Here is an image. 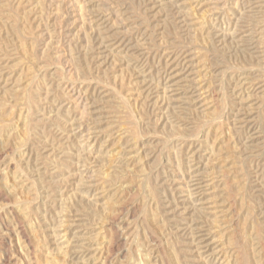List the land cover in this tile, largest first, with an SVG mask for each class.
<instances>
[{
  "label": "rangeland",
  "instance_id": "obj_1",
  "mask_svg": "<svg viewBox=\"0 0 264 264\" xmlns=\"http://www.w3.org/2000/svg\"><path fill=\"white\" fill-rule=\"evenodd\" d=\"M18 1L20 2L21 0H3V1L1 0L2 3L8 4V6H5L3 8L4 11H2V12L4 14H8V16L11 18L13 15L18 14L16 9H15L17 4L19 3ZM38 1H40V0H27V1L25 0L24 6L27 8H31V7L35 6V4ZM91 1L92 2H90V0L89 1L88 0H41L40 1L41 6L39 7V9L37 11L40 13H35L34 16H31L29 19H26V21L23 22L24 24L22 22H19L20 26L23 27V31H24L23 35L15 34L11 29H8V28L2 29V35L4 34L3 36L8 38L6 41H4L2 43L3 47H4V50H3L4 54L2 53L0 56V61H2L4 63V65L2 64V66H1V68L3 69L2 73L5 77L3 80L7 79L9 81V83L11 84L10 86H12V87L14 86V88L17 87L16 89L23 88L26 84L28 85V83L31 80L28 81L27 77H26V79L21 81V83L18 82L15 86V83H13L14 82L13 80L17 76H15L14 78H13V76L15 73H16V75H19V73H21L23 70L26 71L28 68H30V69L32 68L31 71L33 74L31 76L35 75L36 78L34 77L35 79L31 81V84H30L31 87L29 90L30 91L37 90L36 96L38 97V99H41L42 101L37 100L38 102H36V106H34V108H33L32 103L27 102V100L25 101V99L22 100L20 98H16L14 95H8V96H2V94L0 95V105L3 104V106L1 105V107H0L1 108V110H0V127H3V126L5 127V130L0 133V135H1L0 136L1 137L0 138V145L3 144V145H1V148H0L2 150V151L0 150V153L2 154V155H0V160L3 162V163L0 162V189H1V191H0V255H2L3 251H5L6 249H9L11 251L10 252L11 257H14L16 255V253H15L16 247H17L16 243L18 240H20V238H21L20 235H19L20 238L17 237L18 235L16 237H8V239H4L2 237L3 233L6 231V229H8L7 227H9V225L11 227L13 226L12 228H14V227L15 228L16 227L17 228H23L24 227V229L27 231L28 234H30L28 231L30 225H33L34 229L36 227V230H38V232H36L37 235H35V233L33 235H29V238H28L29 240L26 238H25V240H24V238H21V239H23L24 242L29 243L30 251L34 250L32 248H34L33 245H35L37 243V240H41V241H38L41 243H43V241H45V238L43 237L42 232H40V229H37V227L39 228L43 223V219L41 218L42 215L44 213H47L46 215L49 219L50 218L52 219V217L54 219L53 215L55 212L51 211V208H50L52 204H55L52 200L59 198V197H57L58 193H60L61 196H63V198L67 197V196L69 198L70 195H72L74 192V189H73L74 187L72 185L74 180L71 179L70 181H67V180L63 181V179H65V177L68 176L69 173L72 174L78 168L81 170L86 169V166H84L83 161H80V165H79V162H77L78 159L73 157V155L78 153L77 150H79L78 141H76L79 139V137H77V138H75L76 136L74 137V134H73L74 132H72L70 130L71 129V123L73 122V120L76 121V119H77L80 122L82 121V123L84 122L83 128L87 129V127H91L92 125H93L92 127H95L96 123H94V120L95 121L100 120V124H98L97 126H99L100 128L103 127L102 129H105L106 127H110V130H111L110 133H112V131H113V134L115 133L113 135V137H115V138H117V137L119 138L118 131L130 128L129 130L134 131V135L136 136L137 142H139L140 146H142L139 149H138L139 145L137 147V149L139 151V157L141 160L140 161L141 165L139 164L140 167L138 166V164L136 165V164L128 162L127 164L129 166L127 164H124V168H120V169H124V171H122V172H124V174H126V176L117 185H119L121 183L124 186H127V188L124 190V192L120 195V198H119L120 205L118 207H116V208L120 207L122 209L113 211V213H115V215L117 217L116 218L114 217L113 219H109L108 222H106L102 227L103 228L102 236H105L107 240L109 239L113 242L112 252H111V256H110V260H109L108 264L109 263L110 264H143V263L144 264H174L175 262H177L175 264H184V260H185L184 258L185 257L183 255H185V253H182L181 245L180 246L178 244H177V246L174 245L175 244L174 239L176 238L175 235L174 234H172V235L168 234L169 233L168 227H170L171 224H169V225L166 223L164 224V219L166 218V215H167V217H168V215H170V214H166V215L163 214L164 206L167 204L166 201L175 196L178 198V200H177L178 202H176V203H182V201L184 199L182 197V195L186 194V193H177L175 195V191L173 190L174 189L173 187H175V186H173V185L176 183L174 182V180L172 183L171 178H173L174 175H177L178 177L181 175L182 171L186 168V164L185 165H182V164L184 161H186L187 152L191 151L193 148H195L194 150L199 148L198 146H200L204 140V134L209 129H211L213 127L216 128V126L217 127L219 126L221 133L224 131L221 136L222 137L224 136L223 138L226 139V142H228L232 146L233 145L234 146L236 145V147L240 146L239 155L241 153L243 154V150H244V148H242L243 143L240 141L245 142L246 139H243L244 137L242 136V133L240 134V132H239L240 130L237 131L238 129H236L237 127L240 128L242 125L233 123V121H234L233 114H235L237 112V110L239 109V106H238L239 101H236L237 98H235L233 96V88L236 87L235 84L238 82L237 79H239L243 76L250 77L248 82H251L254 85L252 88L245 91V92H251L250 94L253 93L251 98H248L247 101L245 100L246 101L245 106H249L250 108L249 107H247V108L252 109V114H251L252 116L248 119H249L251 126L253 125L252 128L254 129L252 131L253 133H250V134H252L251 135L252 140L250 141V143L248 142L249 146L250 145L252 146V147L250 146L251 147V149H250L251 155H250V153H246L247 155H249V157L251 156L250 160L248 159V164H250V166H251V162L255 161L252 163V166L259 168V169H264V156H263L264 155V136H263L264 135V66H263L264 65V44H263L264 43V0H185V1L181 0V1H179L178 2L179 5H182L183 3H188L187 7L188 8L190 7L191 11L194 13V15L191 16V18L189 19L191 21V19L193 18L192 19L193 22H190V23L191 24L193 23L194 28H195L194 23H196V22L199 23L200 21H203L204 23H207L206 25L204 24L206 26V29L208 28L206 30V32L203 35H200L197 38L198 40L195 39V41H193V42H192V40H193L192 38H194V37H192V36L194 34H191V38H190V36L189 37L187 36L188 31L184 30L183 27L182 28L180 27L177 20H175L176 19L174 17L175 15L173 14V11H171V9H169V11L166 12L167 16L164 14V12L163 13L157 12L158 11L157 9H159L158 7H160V5H162L161 3H163V5L168 4L165 2H168V1L170 2L171 0H155V2H150V3H149V1L146 2L145 0H91ZM160 1H161V3H160ZM202 1H204V2H202ZM156 2H159V3H156ZM180 3H182V4H180ZM224 3H226V4H224ZM59 4H61V5H59ZM138 6H139V8H138ZM82 7L84 9H86L88 7L89 9L87 8L85 11ZM142 7H145L146 10ZM150 7H153V8L151 9ZM81 9H83L84 12H82ZM105 9L107 11H105ZM193 9H194V11H193ZM203 9H204V12H203ZM110 10L115 12L116 14L117 13L118 14L116 15L114 13L113 18L110 21L106 22L108 25L107 24H105V25L110 26V24L112 25V21L113 22H114V20L117 21L115 25L110 26L112 28L115 26V28H113V29L111 28V29L114 32L116 30H117L116 32H119L117 34V37L121 36V35L122 36L125 35V36H128L130 39H132V41H135V39L137 41L142 37V31H146V33L148 32L147 33L148 37L146 36L147 38L145 39V41L142 40L145 43V46L143 48H141L142 51L144 49H146V50H144L146 53H147V51L150 52L152 55H150L149 57L153 58V59L152 58L148 59L147 63L145 64L146 65L145 68H147L146 72L151 70V73H152L148 78V83L146 86L145 85L142 86L143 84H140V83L137 84L136 83V81L138 80L135 78L136 74L134 76H132L129 73V70L126 71V68H125L126 66H125L124 62H115V63L112 62V60H113L112 55H115L116 54L115 52H117V53L121 52L119 54H125V51H123L124 49L121 50L123 48V46H121L122 47L121 48V47H119L118 44H115L114 46L110 45L109 49L112 50L114 53L112 55H110L111 58L108 56L107 60H105L106 57H104V56L106 55V52L108 53L107 50H109V49H107L106 51H104V49L98 50L97 45H96V47H97L96 50L93 49V46H94V44L92 42L93 40L89 38L91 36V34L88 32V31H90L89 28L87 29V27L92 26V25L91 24L87 25V23L94 19V18L93 19H91V18L96 16L95 13H98V11H105V13L107 14L108 12H110ZM241 11H243V12H241ZM12 12H14V13H12ZM51 12H52V14H51ZM153 13H155V14L157 13V14L156 15L154 14L155 15L154 16ZM49 14H51V15H49ZM91 14L94 16H92ZM36 16H38V17L35 18ZM152 16H154V17H152ZM157 17H159V18H157ZM165 18L168 19V23H167L166 27L164 28L163 20ZM119 19H121V20H119ZM158 19H159V21H158ZM230 20H231V22H230ZM224 22H226V23H224ZM156 24H157V26H156ZM158 27H161V28L159 29ZM157 28H158V31H157ZM184 28H186V27H184ZM191 28H193V27H191ZM244 30L249 31L251 34L253 33L252 34L253 43L252 42L249 43L248 41H242L241 42L242 35L246 34V33L244 34ZM161 31H163V32L161 33ZM210 32H212V33H210ZM226 32L229 34L227 35ZM232 32H233V35L231 34ZM207 33H209V35ZM223 33L224 34L226 33L225 34L226 36ZM10 34H11V36H10ZM88 34H90V35H88ZM38 35H40V36H38ZM205 35H207V38L209 37L208 38L209 40L205 37ZM211 35H212V37H211ZM154 36H155V38H153ZM42 37H43V39H42ZM164 38L167 40H165ZM13 39H14V42L12 41ZM33 41H35V44H33ZM162 41H163V43H162ZM20 42L23 44H26L28 46V49H30L27 51L28 53L21 52V49L19 48V45H18V44H21ZM75 42H76V44H74ZM259 42H261V43H259ZM4 43H5L7 48L5 47ZM169 44H171V45H169ZM226 44H228V45H226ZM249 45H251V46H249ZM32 46H33V48L31 49L30 47H32ZM168 46H170V47H168ZM158 47H159V49H158ZM181 47L183 50L187 49L186 51H189V52H185V55H188L189 53L195 54V55L198 52L201 53L200 55L197 54L196 56H193V58L190 56V59H193L192 63H194V65L196 64L195 65L196 70L193 71L194 72L193 75L192 74H190V75H191V77L195 76L197 79H199L201 77L199 75L206 74L207 75L206 79L205 78L200 79V80H203V82H202L203 86L209 85V84H212V85H209L210 90L206 91L204 94H203V92L205 90H203V89L199 90V91H201L200 94H203V95L198 98L199 100L195 99V101H197V103L195 102L196 105L193 106V108H197L196 113L195 112L192 113L189 110H184L183 111L184 114L182 116H186V117H183L185 119L182 118V119H176L175 120V117L173 116L174 113L172 111H170L171 113L167 112L166 113L167 115L165 114V117H164L161 115V113L163 112L162 109H156L154 106H152V104L155 103L154 100H156L155 96L162 94L163 93V87H164L163 81H160L161 83L159 82V80H158V82H156V80L154 78L157 77L156 76V70H158L159 68H162V66H163V64L159 61L160 57L158 56V54H162L165 50H168L169 48H170L169 50H179ZM238 47L241 49H239ZM164 48H166V49L164 50ZM10 50H13V51H10ZM194 51H195V53H194ZM224 52H226V53H224ZM101 53L103 55L102 57H101V55L99 56V54H101ZM45 55H47V56H45ZM198 55L203 56V58L205 59L204 63H202V64L200 63L201 57H198ZM250 56L253 58H251ZM96 57H97V59H96ZM219 57H221V58H219ZM102 58L104 59L105 62H103ZM109 58L111 60L110 62H109ZM244 58H247V59H244ZM198 60H199V62H198ZM100 62H101V64H100ZM7 64L8 65H18L16 67V69L18 71L17 70L13 71V73L11 72V74H10ZM198 64H199V66H198ZM200 64L203 66L202 68H201ZM123 69H125V70H123ZM20 70H21V72H20ZM198 71L199 72L202 71V72L199 73ZM177 73H181V72L177 71ZM5 75H7V76H5ZM114 76H116L115 79H114ZM151 79H152V83H151L152 87L151 88H152L153 92L150 90L149 95L151 94V96L147 98L144 95H146L148 91L145 92V90L148 89V86H149L148 84H150L149 80H151ZM121 80H122V85H121ZM186 81H188V80H186ZM17 85L19 87L21 85V87L19 88ZM155 86H157V87L159 86L157 90L155 89ZM247 86H249V85H247ZM139 92H140V94H139L140 96H138ZM197 93L195 95H199V92H197ZM97 94H98V97H97ZM68 95H70V96H68ZM113 95L115 98L113 97ZM170 95H173V93ZM142 97L144 98V100ZM203 97H205V98H203ZM206 97L208 98V100ZM136 99H137V102L135 101ZM94 100H97V101H94ZM126 100L127 101L130 100V103H128ZM204 100L206 102H209L210 105H212V109L216 110V112L213 113L215 117L213 116V114L209 115V116H204V114H205V113H203L204 112L203 111L204 110V106H203ZM21 101H23V102H21ZM152 101H153V103H152ZM56 102H57V104H56ZM124 102H127V104ZM86 104L89 106H87ZM101 104H102V106H101ZM159 105H161V104H159ZM182 107L187 108L186 104H185V106L183 105ZM179 109H181V108H179ZM177 111L182 112V110H177ZM1 112H2V114H1ZM87 112H88V114H87ZM48 115H49V118H48ZM81 115H83V116H81ZM86 115H87V117H86ZM168 115H169V117H168ZM25 117H27V118H25ZM74 117H76V118H74ZM24 118H25V122H24ZM175 121L178 122V125H180L181 129L185 130V132H182L181 130H179L180 128H177V127L174 128L173 127V124L176 123ZM80 122H78V123H80ZM235 125H237V127ZM12 129H13V131H12ZM256 129H257V131H256ZM227 130H229V132ZM5 131H7V132H5ZM180 132H181V134H180ZM63 139H65V140H63ZM212 140H213V138H212ZM237 140H238V142H237ZM18 141L20 143H18ZM21 141H24V142H22L23 144L21 143ZM11 142H13V143H11ZM5 143L9 144V145H6ZM101 144L102 143L100 142L97 145H92V142H90V143H87V145H85L86 150H89V149L91 150L93 148H94V150L104 149V150H101L103 152L102 154H106V153H107L106 155H112L113 154L108 159H103L100 161H99V159L98 160H95V159L91 160V164H89L90 166L87 165L88 166L87 168H89L91 171V172L89 171L87 175H89V173L92 175V176L89 175L90 180H92V178H93V180L97 179V177L96 178H94V177L96 176V174L98 173L99 170L101 172H104V173L105 172L107 173V171L111 170V165H113L112 162L115 158L114 153H116L117 152L116 149L119 148V144H115V145H112V144L111 145L110 144H104L103 145L102 144L103 146H101ZM2 146H3V148H2ZM4 147H6L7 150L4 149ZM42 149H44V150H42ZM57 149H59V150H57ZM240 149H242V152L240 151ZM187 150H189V151H187ZM234 150H236L235 147H234ZM98 151H100V150H98ZM247 151L248 150H246V151L244 150V152H247ZM232 152L234 153L233 150H232ZM108 153H110V154H108ZM67 154H70L72 157L71 158L69 156L67 157ZM94 154L97 156L96 153H94ZM201 154L202 155L206 154L205 148H204V150H202ZM1 156H3V157H1ZM142 157H144V158H142ZM65 158L67 160L69 159L70 163L67 160L65 161ZM5 162H6V164H5ZM179 162L182 164H180ZM24 164H26V165H24ZM35 164H37V167L40 168V172L43 171L41 173L43 179H42V182L39 180V183H37L38 181L36 180L38 178V176L35 175L36 174V172H35L36 169L34 166ZM75 164L78 166H75ZM179 164L181 166L178 168ZM22 165H24V166H22ZM141 166H143V167H141ZM145 166H147V167H145ZM4 167H7V169ZM8 167H10V168L8 169ZM19 167H21V168H19ZM131 167H133V170L131 169ZM135 167H137V169H139V170H136ZM14 168H16L18 170V177L17 178H13V177H15L13 175L14 170H15ZM141 168H142V171L145 170V172H142ZM176 168H178V170ZM25 169H27V171ZM2 170H3V172H2ZM172 171H174V172H172ZM19 172H20V174H19ZM245 172L246 171L244 170L243 173H239V175H238L239 178L241 180H243L244 182L246 179V173ZM174 173H176V174H174ZM93 175H94V177H93ZM20 179H21V182L19 181ZM51 180L53 182H58V183H56L57 186L55 188L52 186ZM168 180H170V181H168ZM251 180H254V179H251ZM4 181H5V183H4ZM126 181H128V182H126ZM250 183H252V181ZM250 183L247 185H248V187H250V186L252 187V188H250V191L252 189L251 193L252 192L253 193L251 194L250 192H247V194L249 193L250 195L249 194L248 195L250 196V198L252 200H255L253 197L256 196L257 194H259V192L256 191L257 189H259V187L257 188V186L252 185L253 183L252 184H250ZM49 184H51V185H49ZM145 184H147V185H145ZM14 186H16V187H14ZM49 186H52V187L49 188ZM13 188H14V190H13ZM45 188L46 189L49 188V189H47L48 193L50 192V194H52L51 198L52 197L53 198L51 200L48 199V202H47L46 206H44L45 207L44 208L43 205H45L44 204L45 199L43 197L45 196V193H43V189H45ZM168 188H169V190H168ZM28 189H29V191H28ZM52 189H54L57 194H54L55 192L53 193ZM253 190L255 191V193ZM14 191H15V193H13ZM30 191H32L31 194H30ZM157 192H158V194H157ZM170 193H172V194L170 195ZM93 194L94 193H92L89 196V198H92L95 200L96 198L92 197V196H94ZM153 194L155 197L153 196ZM15 195H16L17 199H16ZM163 196H165V197H163ZM20 197H21V199H20ZM74 197L71 198L70 202H72L71 203L72 205L70 204V208L68 209V215H71L70 218L73 217L71 220L77 221L76 225L80 224V226H79L80 228L75 226L76 227L75 230L76 231H78V230L82 231V230H84V227L81 225V223L84 222V223L89 224L90 222L86 221L85 217L82 218L81 212H83L82 208H84L82 205H85V204L82 203V205H79L82 202V200H78L79 197H77L76 198L77 201H76V199ZM247 198H248V196H247ZM15 199H16V201H15ZM124 200H125V202H124ZM73 201H74V203H73ZM162 201H163L164 205L160 206ZM253 202L255 203V201H253ZM229 204L231 205V209H230L231 212H230L229 217H231V220H233V221H231L232 222L231 229L233 232H236L237 230L240 231V229H242L244 227V226L242 227L241 224H243V225L245 224V222L243 220H241V219H244V215L242 214V212H243V210H246V209H245V207L240 209L239 203L237 201H235L234 199L230 200ZM56 206L57 207H55V210L58 211V209L61 205H56ZM81 206H82V208H81ZM180 206H183V205H180ZM20 207L21 208H27L26 210L28 211L29 214H28V217H26L25 219H23L22 215L20 217L21 211L18 210ZM236 208H238V209H236ZM239 209H240V211H239ZM35 210L36 211L38 210V211L36 212ZM149 211L151 213L154 212L157 215L155 218L156 222H155V220L150 222V220H149L150 212ZM233 212H235V213H233ZM256 213H258V211L254 210V213L252 215L253 217L251 216V218L249 220L250 225H251V223H254V221L258 222L259 221L258 219L261 218V216L259 214H256ZM136 214H138V215H136ZM50 215H51V217H50ZM118 217H119V219H118ZM240 217H241V219H240ZM251 219H253L254 221H252ZM38 224H39V226H38ZM163 225H165V226H163ZM91 227L99 229V224H96V221H93L92 225L89 228H91ZM145 227H146V229H145ZM81 228H83V229H81ZM247 228H249V225ZM108 229H109V231H108ZM142 230H144V231H142ZM110 231H111V233H110ZM161 233H163V234H161ZM111 235H113V236H111ZM120 237H122V239H120ZM32 240H34V241H32ZM28 243H24V245L25 244L27 245ZM8 244H9V246H8ZM125 248H126V250H125ZM144 251H146V253ZM173 251L175 252L174 255L176 257H173L174 256ZM36 253H37V255H36ZM34 254L32 253L30 255V257L32 258V261L35 264L40 263L41 258H42V254H39L38 251L34 252ZM52 255L56 256V258H58V259L60 258L59 255H55V254H52ZM156 256H157L158 261L156 260ZM158 256H160V257H158ZM1 257L2 256H0L1 264H6V261H4L3 258H1ZM162 257H164V258H162ZM262 258H263L262 263L264 264V251H263V257ZM119 259H120V261H119ZM16 260L18 261L16 264L26 263L25 258H17ZM16 260L14 258L13 262H15ZM172 260H174V261H172ZM156 261H157V263H156Z\"/></svg>",
  "mask_w": 264,
  "mask_h": 264
},
{
  "label": "bare ground",
  "instance_id": "obj_2",
  "mask_svg": "<svg viewBox=\"0 0 264 264\" xmlns=\"http://www.w3.org/2000/svg\"><path fill=\"white\" fill-rule=\"evenodd\" d=\"M3 1V0H2ZM27 1V0H26ZM41 1V0H40ZM38 1L35 6L31 7V8H27L24 6V2L25 0H21L17 6L15 7L16 11L18 14H15L11 17L8 16V14H4L2 11H4V7L8 6L7 3H2L0 0V56L3 53L4 47H3V42L6 41L8 38L4 37L2 35V29L3 28H8L11 29L15 34L18 35H23L24 31H23V27L20 26L19 22H24L26 21V19H29L31 16H34L35 13H40L37 12L39 7L41 6V2ZM89 1V0H88ZM146 2L149 1L150 2H155V0H145ZM181 0H171L170 2H165L168 4H162L160 5V7H158L159 9H157V12H161L166 15V12L169 11V9H171V11H173V15L177 20L178 24L180 25V27L184 30H187L188 34L187 36L191 38V34H194L192 37L193 41H195V39H197L200 35H203L206 30V24L203 21H200L199 23H194L195 28L193 26V23L191 24L190 22H193V18L191 19V21L189 20L191 18V16L194 15V13L191 11L190 7L188 8L187 4L188 3H180L182 5H179L178 2ZM185 1V0H184ZM90 2H92L90 0ZM124 2V1H123ZM131 2V1H130ZM197 2V1H196ZM204 2V1H202ZM206 2V1H205ZM258 2V1H257ZM128 3V2H127ZM144 3V2H143ZM159 3V2H156ZM191 3V2H190ZM244 3V2H243ZM95 4V3H94ZM140 4V3H139ZM226 4V3H224ZM258 4V3H257ZM55 5V4H54ZM61 5V4H59ZM106 5V4H105ZM141 5V4H140ZM191 5V4H190ZM207 5V4H206ZM238 5V4H237ZM151 6V5H150ZM153 6V5H152ZM155 6V5H154ZM193 6V5H192ZM226 6V5H225ZM228 6V5H227ZM29 7V6H28ZM58 7V6H57ZM134 7V6H133ZM146 7V6H145ZM145 7H142L145 9ZM149 7V6H148ZM199 7V6H198ZM230 7V6H229ZM237 7V6H236ZM83 8V7H82ZM88 8V7H87ZM86 8V9H87ZM98 8V7H97ZM96 8V9H97ZM101 8V7H100ZM121 8V7H120ZM139 8V6H138ZM151 9L153 7H150ZM149 8V9H150ZM202 8V7H201ZM207 8V7H206ZM84 9V8H83ZM82 10V12H84ZM86 9H84L86 11ZM89 9V8H88ZM131 9V8H130ZM155 9V8H154ZM200 9V8H199ZM198 9V10H199ZM221 9V8H220ZM236 9V8H235ZM249 9V8H248ZM45 10V9H44ZM104 10V9H103ZM146 10V9H145ZM196 10V9H195ZM232 10V9H231ZM239 10V9H238ZM91 11V10H90ZM105 11H107L105 9ZM105 11H98V13H95L96 16L94 17H90L91 19H93L90 22H86L87 25H92L87 27V29L89 28L90 31H88L91 36L89 37L90 39H92L93 41V49L96 50V48L98 47L99 49H104V51H106L107 49H109L110 45H115L118 44L119 47L123 46V48L121 50L125 51V54H119L117 52H115V55H112L114 52L112 50H107L108 53L106 52V55L104 57L105 60H107V57L110 55L113 56V60L112 62H124L125 64V68L126 71L129 70V73L134 76L136 74V79H138L136 81V83H140L143 84L142 86H146L148 83V78L149 76L152 74L151 70H149L148 72H146L147 68H145V64L147 63V60L152 58L149 57L150 55H152L150 52L147 51V53L144 51L146 49H144L142 51L141 48H143L145 46V43L143 41H145V39L148 37L146 31H142V37L136 41H132V39H130L128 36H118L117 34L119 32H114L112 29L115 28V26L112 28L110 26H113L116 24L117 21L114 20V22L112 21V25L110 24V26H106L105 24H107V21H110L113 18V15L115 12L111 11L108 12L107 14L105 13ZM139 11V10H138ZM194 11V9H193ZM213 11V10H212ZM225 11V10H224ZM89 12V11H88ZM144 12V11H143ZM198 12V11H197ZM196 12V13H197ZM201 12V11H200ZM204 12V9H203ZM202 12V13H203ZM210 12V11H209ZM243 12V11H241ZM11 13V12H10ZM14 13V12H12ZM81 13V12H80ZM90 13V12H89ZM124 13V12H123ZM139 13V12H138ZM171 13V12H170ZM169 13V14H170ZM262 13V12H261ZM52 14V12H51ZM49 14V15H51ZM116 14V13H115ZM118 14V13H117ZM116 14V15H117ZM155 13H153L154 15ZM157 14V13H156ZM155 14V15H156ZM163 14V15H164ZM172 14V13H171ZM154 15V16H155ZM159 15V14H158ZM197 15V14H196ZM232 15V14H231ZM248 15V14H247ZM262 15V14H261ZM128 16V15H127ZM152 16V17H154ZM167 16V15H166ZM217 16V15H216ZM38 16H36L35 18H37ZM117 17V16H116ZM234 17V16H233ZM127 18V17H126ZM133 18V17H132ZM159 18V17H157ZM173 18V17H172ZM210 18V17H209ZM218 18V17H217ZM223 18V17H222ZM156 19V18H155ZM221 19V18H220ZM228 19V18H227ZM237 19V18H236ZM262 19V18H261ZM39 20V19H38ZM44 20V19H43ZM121 20V19H119ZM171 20V19H170ZM174 20V19H173ZM197 20V19H196ZM206 20V19H205ZM245 20V19H244ZM40 21V20H39ZM124 21V20H123ZM159 21V19H158ZM209 21V20H208ZM248 21V20H247ZM28 22V21H27ZM155 22V21H154ZM170 22V21H169ZM229 22V21H228ZM231 22V20H230ZM120 23V22H119ZM159 23V22H158ZM162 23V22H161ZM168 23V19L165 18L163 20V26L164 28L166 27ZM210 23V22H209ZM226 23V22H224ZM245 23V22H244ZM247 23V22H246ZM255 23V22H254ZM263 23V22H262ZM24 24V23H23ZM30 24V23H29ZM141 24V23H140ZM172 24V23H171ZM205 24V25H204ZM258 24V23H257ZM85 25V24H84ZM108 25V24H107ZM122 25V24H121ZM137 25V24H136ZM160 25V24H159ZM173 25V24H172ZM198 25V26H197ZM23 26V25H22ZM45 26V25H44ZM83 26V25H82ZM134 26V25H133ZM157 26V24H156ZM193 28H191V27ZM197 26V27H196ZM251 26V25H250ZM249 26V27H250ZM46 27V26H45ZM103 27V28H102ZM186 27V28H184ZM215 27V26H214ZM217 27V26H216ZM81 28V27H80ZM112 28V29H111ZM159 29L161 27H158ZM157 28V31H158ZM178 28V27H177ZM241 28V27H240ZM246 28V27H245ZM27 29V28H26ZM82 29V28H81ZM84 29V28H83ZM86 29V28H85ZM254 29V28H253ZM49 30V29H48ZM55 30V29H54ZM128 30V29H127ZM126 30V31H127ZM154 30V29H153ZM156 30V29H155ZM163 30V29H162ZM179 30V29H178ZM214 30V29H213ZM261 30V29H260ZM29 31V30H28ZM121 31V30H120ZM123 31V30H122ZM138 31V30H137ZM168 31V30H167ZM212 31V30H211ZM81 32V31H80ZM128 32V31H127ZM163 31H161L162 33ZM237 32V31H236ZM256 32V31H255ZM39 33V32H38ZM53 33V32H52ZM55 33V32H54ZM137 33V32H136ZM212 33V32H210ZM219 33V32H218ZM227 33V32H226ZM225 33V34H226ZM246 33V34H245ZM88 34V35H90ZM116 36H115V35ZM124 34V33H123ZM166 34V33H165ZM169 34V33H168ZM209 35V33H207ZM224 34V33H223ZM224 34V35H225ZM229 33H227L228 35ZM233 35V32L231 33ZM230 34V35H231ZM236 34V33H235ZM244 34L242 35L241 38V42L242 41H248L249 43L252 42L253 43V36L249 31L244 30ZM81 35V34H80ZM79 35V36H80ZM152 35V34H151ZM164 35V34H163ZM162 35V36H163ZM177 35V34H176ZM231 35V36H232ZM259 35V34H258ZM262 35V34H261ZM11 36V34H10ZM40 36V35H38ZM49 36V35H48ZM147 36V37H146ZM159 36V35H158ZM214 36V35H213ZM226 36V35H225ZM257 36V35H256ZM50 37V36H49ZM166 37V36H165ZM204 37V36H203ZM205 37L207 38V35H205ZM212 37V35H211ZM10 38V37H9ZM15 38V37H14ZM20 38V37H19ZM18 38V39H19ZM39 38V37H38ZM51 38V37H50ZM80 38V37H79ZM84 38V37H83ZM155 38V36L153 37ZM209 38V37H208ZM207 38V39H208ZM226 38V37H225ZM233 38V37H232ZM43 39V37H42ZM53 39V38H52ZM73 39V38H72ZM86 39V38H85ZM89 39V40H90ZM151 39V38H150ZM165 39V38H164ZM203 39V38H202ZM201 39V40H202ZM205 39V38H204ZM20 40V39H19ZM143 40V41H142ZM161 40V39H160ZM167 40V39H165ZM190 40V39H189ZM198 40V39H197ZM196 40V41H197ZM209 40V39H208ZM233 40V39H232ZM14 42V39L12 40ZM23 41V40H22ZM51 41V40H50ZM79 41V40H78ZM147 41V40H146ZM152 41V40H151ZM221 41V40H220ZM255 41V40H254ZM11 42V41H10ZM53 42V41H52ZM91 42V41H90ZM198 42V41H197ZM205 42V41H204ZM208 42V41H207ZM233 42V41H232ZM236 42V41H235ZM21 43V42H20ZM59 43V42H58ZM57 43V44H58ZM163 43V41H162ZM182 43V42H181ZM224 43V42H223ZM226 43V42H225ZM229 43V42H228ZM245 43V42H244ZM261 43V42H259ZM33 44H35V41H33ZM53 44V43H52ZM76 44V42L74 43ZM92 44V43H91ZM90 44V45H91ZM248 44V43H247ZM256 44V43H255ZM258 44V43H257ZM264 44V43H263ZM5 45V43H4ZM19 48L21 49V52H25L28 53L27 51L30 50L28 49V46L26 44H18ZM49 45V44H48ZM97 45V47H96ZM161 45V44H160ZM171 45V44H169ZM213 45V44H212ZM228 45V44H226ZM246 45V44H245ZM261 45V44H260ZM84 46V45H83ZM154 46V45H153ZM163 46V45H162ZM211 46V45H210ZM215 46V45H214ZM223 46V45H222ZM251 46V45H249ZM6 47V45H5ZM87 47V46H86ZM90 47V46H89ZM117 47V46H116ZM115 47V48H116ZM170 47V46H168ZM224 47V46H223ZM228 47V46H227ZM232 47V46H231ZM237 47V46H236ZM257 47V46H256ZM7 48V47H6ZM31 49L33 48L30 47ZM113 48V47H112ZM163 48V47H162ZM174 48V47H173ZM184 48V47H183ZM200 48V47H199ZM213 48V47H212ZM239 48V47H238ZM14 49V48H13ZM119 49V48H118ZM159 49V47H158ZM166 48H164L165 50ZM168 49V48H167ZM170 49V48H169ZM165 50L162 54H158V57L160 60V62L163 64L162 68H159L158 70H156V78H154L156 80V82L163 81L164 82V87H163V93L159 94L158 96H155L156 100H154L155 103H153L152 101V106H154L156 109H162V113L161 115L165 117V114L167 112L172 111L174 113V117L175 120L176 119H182L183 117L186 116H182L184 113V110H189L190 112H195L197 108H193V106L196 105L197 101H195V99H198L200 96H202L206 91L210 90V86L212 84L209 85H204L202 84L203 80H200L201 78H205L206 79V74H201L199 76H201L199 79H197L195 76L191 77L190 74L193 75V71L196 70V67L194 65V63H192L193 59H190V56L193 58V56H196L197 54H201V53H197L195 54H191L189 53L188 55H185V52H189L186 51L185 49L183 50L182 47L179 50ZM177 49V48H176ZM201 49V48H200ZM214 49V48H213ZM225 49V48H224ZM241 49V48H239ZM247 49V48H246ZM120 50V49H119ZM148 50V49H147ZM196 50V49H195ZM231 50V49H230ZM244 50V49H243ZM249 50V49H248ZM255 50V49H254ZM257 50V49H256ZM13 51V50H10ZM103 51V52H104ZM142 51V52H141ZM156 51V50H155ZM160 51V50H159ZM192 51V50H191ZM201 51V50H200ZM217 51V50H216ZM250 51V50H249ZM95 52V51H94ZM240 52V51H239ZM259 52V51H258ZM24 53V54H25ZM84 53V52H83ZM124 53V52H123ZM195 53V51H194ZM226 53V52H224ZM223 53V54H224ZM234 53V52H233ZM232 53V54H233ZM242 53V52H241ZM4 54V53H3ZM248 54V53H247ZM250 54V53H249ZM262 54V53H261ZM31 55V54H30ZM82 55V54H81ZM95 55V54H94ZM93 55V56H94ZM101 55V57L103 56L102 53L99 54V56ZM200 58V63H204V58L203 56H199ZM252 55V54H251ZM255 55V54H254ZM47 56V55H45ZM83 56V55H82ZM85 56V55H84ZM231 56V55H230ZM246 56V55H245ZM248 56V55H247ZM41 57V56H40ZM103 57V58H104ZM207 57V56H206ZM251 57V56H250ZM256 57V56H255ZM31 58V57H30ZM99 58V57H98ZM102 58V59H103ZM111 58V57H110ZM109 58V62L111 61ZM157 58V59H158ZM221 58V57H219ZM253 58V57H251ZM263 58V57H262ZM78 59V58H77ZM76 59V60H77ZM92 59V58H91ZM90 59V60H91ZM97 59V57H96ZM153 59V58H152ZM197 59V58H196ZM195 59V60H196ZM247 59V58H244ZM261 59V58H260ZM21 60V59H20ZM23 60V59H22ZM37 60V59H36ZM35 60V61H36ZM75 60V61H76ZM84 60V59H83ZM263 60V59H262ZM4 61V60H3ZM8 61V60H7ZM74 61V62H75ZM88 61V60H87ZM86 61V62H87ZM94 61V60H93ZM155 61V60H154ZM215 61V60H214ZM223 61V60H222ZM258 61V60H257ZM72 62V61H71ZM103 62L104 59H103ZM102 62V63H103ZM107 62V61H106ZM199 62V60H198ZM197 62V63H198ZM259 62V61H258ZM82 63V62H81ZM159 63V62H158ZM220 63V62H219ZM2 64L4 65V63L2 61H0V95L2 94V96H8V95H14L16 98H20L22 100L25 99V101L27 100V102L32 103V106L34 108V106H36V102L38 101H42L41 99H38V97L36 96L37 94V90H33L30 91V84L31 81L34 80L36 78L35 75L31 76L33 73L31 71L30 68H28L26 71L23 70L21 73H19V75H16V73L14 74L13 78L15 76V79L12 81L13 83H15V86L18 82L21 83V81H23L24 79L27 80H31L28 85L26 84L23 88L20 89H16L14 88V86H10L11 84L9 83V81L3 80L5 77L2 73L3 69L1 68ZM46 64V63H45ZM85 64V63H84ZM87 64V63H86ZM101 64V62H100ZM154 64V63H153ZM200 64V65H201ZM38 65V64H37ZM111 65V64H110ZM204 65V64H203ZM9 68V72L11 74V72L13 73V71H16V67L18 65H8ZM106 66V65H105ZM109 66V65H108ZM199 66V64H198ZM214 66V65H213ZM241 66V65H240ZM264 66V65H263ZM203 66L201 65V68ZM123 68V67H122ZM200 68V67H199ZM227 68V67H226ZM155 69V68H154ZM125 70V69H123ZM198 70V69H197ZM209 70V69H208ZM18 71V70H17ZM61 71V70H60ZM178 72H183L181 73H177ZM203 71V70H202ZM202 71H198L199 73H201ZM8 72V73H9ZM189 72V73H188ZM197 72V71H196ZM204 72V71H203ZM5 73V72H4ZM188 73V74H187ZM218 73V72H217ZM7 74V73H6ZM51 74V73H50ZM53 74V73H52ZM181 74V75H180ZM245 74V73H244ZM65 75V74H64ZM73 75V74H72ZM105 75V74H104ZM214 75V74H213ZM227 75V74H226ZM7 76V75H5ZM11 76V75H10ZM35 77V78H34ZM116 76H114L115 79ZM130 77V76H129ZM198 77V76H197ZM254 77V76H253ZM262 78V77H261ZM11 79V78H10ZM214 79V78H213ZM250 79V77L248 76H243L238 80V82L235 84V88H233V96L235 98H237L236 101H239L238 106L239 109L237 110V112L235 114H233L234 117V124H241L242 126L240 128L237 127V125H235L238 129L237 131L240 132V134L242 133V136L244 137L243 139H246L245 142L244 141H240L242 142V148H244V150H248L247 152H244L243 150V154L242 149H240V155H239V147H236V145L232 146L230 145L228 142H226V139L223 138L221 135V131L219 129V126L216 128L213 127L211 129H209L205 134H204V140L202 142V144L200 146H198L199 148H197L196 150H194L195 148H193L191 151L187 152V158L186 161L180 164L185 165L186 164V168L182 171L181 175L178 177L177 175H174L172 179V183L173 180L176 184H174L173 187L174 191H175V195L177 193H186L183 194L182 197L184 198L182 203H176L178 202V198L177 197H173L170 198L166 201V205L164 206V212L163 214H170L166 215V218L164 219V224H171L170 227H168V231L170 235L174 234L175 235V244L177 246V244L180 246L181 245V251L182 253H185V255H183L185 258L184 260V264H263L262 263V257H263V249H264V169H259L256 168L254 166H252V163L255 162H251V166L250 164H248V159L250 160L249 155H247L246 153H250L251 155V147L249 146L248 142L250 143V141L252 140V131L254 130L249 122V119L252 115V109H249V106H245L246 105V101L248 98H251L253 93L250 94L251 92H245L246 90L252 88L254 85L251 82H248ZM123 80V79H122ZM122 80H121V85H122ZM154 80V81H155ZM188 80V81H186ZM59 81V80H58ZM109 81V80H108ZM209 81V80H208ZM253 81V80H252ZM119 82V81H118ZM150 84H148V89L145 90V92H147L146 96L147 98L151 96V94L149 95V91L152 90V79L149 80ZM19 83V84H20ZM42 83V82H41ZM59 83V82H58ZM161 83V82H160ZM216 83V82H215ZM226 83V82H225ZM261 83V82H260ZM40 84V83H39ZM155 84V83H154ZM37 85V84H36ZM59 85V84H58ZM249 85V86H247ZM120 86V85H119ZM37 87V86H36ZM49 87V86H48ZM141 87V86H140ZM159 87V86H158ZM157 86H155V89H158ZM38 88V87H37ZM86 88V87H85ZM142 88V87H141ZM150 88V89H149ZM88 89V88H87ZM200 89L205 90L203 92V94H200L201 91H199ZM29 90V91H28ZM130 90V89H129ZM128 90V91H129ZM202 90V91H203ZM231 90V89H230ZM241 91V92H240ZM141 92V91H140ZM140 92L138 93V96H140ZM169 92V93H168ZM171 92V93H170ZM197 92H199V95H195ZM231 92V91H230ZM253 92V91H252ZM14 93V94H13ZM47 93V92H46ZM173 95H170L172 94ZM208 93V92H207ZM156 94V93H155ZM198 94V93H197ZM232 94V93H231ZM263 94V93H262ZM61 95V94H60ZM136 95V94H135ZM212 95V94H211ZM70 96V95H68ZM143 96V97H144ZM208 96V95H207ZM262 96V95H261ZM11 97V96H10ZM13 97V96H12ZM98 97V94H97ZM100 97V96H99ZM114 97V95H113ZM128 97V96H127ZM142 97V98H143ZM115 98V97H114ZM131 98V97H130ZM152 98V97H151ZM154 98V97H153ZM205 98V97H203ZM207 98V97H206ZM220 98V97H219ZM11 99V98H10ZM111 99V98H110ZM119 99V98H118ZM138 99V98H137ZM137 99L135 100L137 102ZM202 99V98H201ZM211 99V98H210ZM14 100V99H13ZM38 100V101H37ZM46 100V99H45ZM52 100V99H51ZM125 100V99H124ZM144 100V98H143ZM150 100V99H149ZM152 100V99H151ZM199 100V99H198ZM206 100V99H205ZM204 100V116H209L212 115L213 113L216 112L215 109H212V105H210L209 102H206ZM208 100V98H207ZM246 100V101H245ZM68 101V100H67ZM97 101V100H94ZM127 101V100H126ZM148 101V100H147ZM249 101V100H248ZM3 102V101H2ZM18 102V101H17ZM23 102V101H21ZM108 102V101H107ZM128 103H130V100L127 101ZM127 102H124L127 104ZM135 102V103H136ZM149 102V101H148ZM196 102V103H195ZM256 102V101H255ZM261 102V101H260ZM78 103V102H77ZM116 103V102H115ZM249 103V102H248ZM57 104V102H56ZM89 104V103H88ZM117 104V103H116ZM134 104V103H133ZM145 104V103H144ZM161 104V105H159ZM187 108L182 107L183 105ZM3 106V104H1ZM0 105V107H1ZM49 105V104H48ZM87 105V104H86ZM90 105V104H89ZM87 105V106H89ZM119 105V104H118ZM117 105V106H118ZM131 105V104H130ZM129 105V106H130ZM140 105V104H139ZM217 105V104H216ZM102 106V104H101ZM131 107V106H130ZM249 107V108H247ZM36 108V107H35ZM51 108V107H50ZM59 108V107H58ZM129 108V107H128ZM152 108V107H151ZM181 108V109H179ZM8 109V108H7ZM11 109V108H10ZM1 110V108H0ZM29 110V109H28ZM31 110V109H30ZM98 110V109H97ZM177 110H182V112L177 111ZM7 111V110H6ZM59 111V110H58ZM57 111V112H58ZM91 111V110H90ZM143 111V110H142ZM188 111V112H189ZM230 111V110H229ZM199 112V111H198ZM5 113V112H4ZM3 113V114H4ZM11 113V112H10ZM82 113V112H81ZM171 113V112H170ZM201 113V112H200ZM2 114V112H1ZM38 114V113H37ZM43 114V113H42ZM70 114V113H69ZM88 114V112H87ZM117 114V113H116ZM189 114V113H188ZM6 115V114H5ZM4 115V116H5ZM41 115V114H40ZM47 115V114H46ZM102 115V114H101ZM167 115V114H166ZM170 115V114H169ZM168 115V117H169ZM45 116V115H44ZM65 116V115H64ZM83 116V115H81ZM214 116V114H213ZM41 117V116H40ZM87 117V115H86ZM215 117V116H214ZM27 118V117H25ZM25 118H24V122H25ZM49 118V115H48ZM47 118V119H48ZM54 118V117H53ZM76 118V117H74ZM213 118V117H212ZM256 118V117H255ZM40 119V118H39ZM124 119V118H123ZM185 119V118H183ZM201 119V118H200ZM206 119V118H205ZM91 120V119H90ZM169 120V119H168ZM27 121V120H26ZM89 121V120H88ZM226 121V120H225ZM224 121V122H225ZM79 120L76 119L73 120V122L71 123V131L74 132V137L77 138L79 137L78 140V145H79V150H77V154L73 155V157H75L76 159H78L77 162H79L80 165V161L84 162V166H86V169H78L75 170L72 174H68V176L65 177V179H63V181L67 180L70 181L71 179L74 180V182L72 183L73 185V189L74 192L72 195H70V197H64L61 196L60 193H58L59 198L53 199L52 201L55 204L51 205V211H54V219L52 217V219L50 220L47 217V213H44L42 215V219H43V223L42 225L37 229H40V232H42L43 237L45 238V241H43V243L38 242L41 240H37V243L35 245H33L34 250L30 251V247H29V243L28 242H24L23 239L21 238H25L28 239L29 235H33L36 232H38V230H36V227L34 229L33 225H30L29 227V233H27V231L23 228H12L9 224V227H7L8 229H6V231L3 233V238L4 239H8V237H17L20 238V240L17 241V247H16V255L14 257L10 256V250L6 249L5 251H3L1 258H3L4 261H6V264H16L18 261L16 260L17 258H25L26 263L24 264H35L32 261V258L30 257V255L34 252H39V254H42V258H41V262L37 263V264H108L109 260H110V256H111V252H112V245L113 242L111 240H107L105 236H102L103 233V225L108 222L109 219H113L114 217L116 218L117 216L115 215V213H113V211L115 210H120L122 208H116L120 205L119 203V198L120 195L124 192V190L127 188V186H124L123 184H119L117 185L119 182H121L123 180V178L126 176V174H124V169H120V168H124V164L129 163H133V164H138V166L140 167V157H139V151L138 149L142 146H140V143L137 142L136 140V136L134 135V131L133 130H129V129H124V130H120L118 131V136L119 138H115L113 137V131L112 133L110 130V127H106L105 129L100 128L99 126H97L98 124H100V120H94V123H96L95 127H87V129L83 128L84 122L82 123V121L80 123ZM176 122V121H175ZM229 122V121H228ZM227 122V123H228ZM252 122V121H251ZM36 123V122H35ZM54 123V122H53ZM70 123V122H69ZM233 124V125H234ZM254 124V123H253ZM37 125V124H36ZM54 125V124H53ZM91 125V124H90ZM25 126V125H24ZM127 126V125H126ZM211 126V125H210ZM39 127V126H38ZM173 127H177L180 128L179 130H181L182 132H185V130L181 129V126L178 125V122H176L175 124H173ZM172 127V128H173ZM18 128V127H17ZM50 128V127H49ZM225 128V127H224ZM227 128V127H226ZM26 129V128H25ZM206 129V128H205ZM5 130V127H0V133L2 131ZM13 131V129H12ZM138 131V130H137ZM229 132V130H227ZM257 131V129H256ZM7 132V131H5ZM198 132V131H197ZM11 133V132H10ZM66 133V132H65ZM191 133V132H190ZM258 133V132H257ZM17 134V133H16ZM181 134V132H180ZM188 134V133H187ZM197 134V133H196ZM226 134V133H225ZM231 134V133H230ZM183 135V134H182ZM1 136V135H0ZM66 136V135H65ZM185 136V135H184ZM264 136V135H263ZM6 137V136H5ZM9 137V136H8ZM1 138V137H0ZM66 138V137H65ZM213 138V140H212ZM242 138V137H241ZM45 139V138H44ZM70 139V138H69ZM138 139V138H137ZM197 139V138H196ZM41 140V139H40ZM65 140V139H63ZM158 140V139H157ZM212 140V141H211ZM8 141V140H7ZM20 141V140H19ZM18 141V143H20ZM10 142V141H9ZM24 141H21V143ZM92 142V145H97L98 143H102L104 144H119V148L116 149L117 152L114 153L115 158L113 160V165H111V170L107 171V173L105 172H101L100 170L98 171V173L96 174V176L93 177L97 179L96 180H90L89 179V175H91L88 172L90 171L89 168H87L89 164H91V160L95 159V160H103V159H108L110 158L112 155H106V154H102L103 152L101 150L104 149H97L94 150L93 149H89L86 150V146L87 143ZM199 142V141H198ZM236 142V141H235ZM238 142V140H237ZM13 143V142H11ZM6 144V143H5ZM23 144V143H22ZM72 144V143H71ZM101 144V146H103ZM152 144V143H151ZM190 144V143H189ZM240 144V143H239ZM254 144V143H253ZM261 144V143H260ZM3 145V144H1ZM0 145V148H1ZM9 145V144H6ZM67 145V144H66ZM139 145V147H138ZM142 145V144H141ZM154 145V144H153ZM263 145V144H262ZM5 146V145H4ZM12 146V145H11ZM10 146V147H11ZM15 146V145H14ZM190 146V145H189ZM7 147V146H6ZM4 147V149L7 150V148ZM49 147V146H48ZM109 147V146H108ZM112 147V146H111ZM138 147V149H137ZM197 147V146H196ZM234 147L236 148V150H234ZM3 148V146H2ZM31 148V147H30ZM69 148V147H68ZM92 148V147H91ZM110 148V147H109ZM206 151V154L202 155L201 152L202 150ZM257 148V147H256ZM16 149V148H15ZM108 149V148H107ZM202 149V150H201ZM263 149V148H262ZM1 150V149H0ZM44 150V149H42ZM59 150V149H57ZM100 150V151H98ZM114 150V149H113ZM232 150L234 151V153L232 152ZM2 151V150H1ZM20 151V150H19ZM72 151V150H71ZM95 151V152H94ZM10 152V151H9ZM114 152V151H113ZM167 152V151H166ZM232 152V153H231ZM254 152V151H253ZM68 153V152H67ZM96 153L97 156L94 154ZM27 154V153H26ZM110 154V153H108ZM0 155H2L0 153ZM7 155V154H6ZM142 155V154H141ZM19 156V155H18ZM17 156V157H18ZM30 156V155H29ZM72 157L70 154H67V157ZM148 156V155H147ZM179 156V155H178ZM264 156V155H263ZM3 157V156H1ZM5 158V157H4ZM23 158V157H22ZM28 158V157H27ZM144 158V157H142ZM141 158V159H142ZM263 158V157H262ZM3 159V158H2ZM17 159V158H16ZM19 159V158H18ZM21 159V158H20ZM255 159V158H254ZM253 159V160H254ZM22 160V159H21ZM39 160V159H38ZM67 159L65 158V161ZM110 160V159H109ZM179 160V159H178ZM232 160V161H231ZM6 161V160H5ZM64 161V162H65ZM69 162V159L67 160ZM0 162H2L0 160ZM17 162V161H16ZM25 162V161H24ZM146 162V161H145ZM178 162V161H177ZM250 162V161H249ZM3 163V162H2ZM70 163V162H69ZM95 163V162H94ZM169 163V162H168ZM6 164V162H5ZM8 164V163H7ZM78 164V163H77ZM97 164V163H96ZM140 164V165H139ZM146 164V163H145ZM178 164V163H177ZM178 165V168L181 165ZM248 164V165H247ZM3 165V164H2ZM26 165V164H24ZM22 165V166H24ZM33 165V164H32ZM109 165V164H108ZM128 165V164H127ZM126 165V166H127ZM149 165V164H148ZM152 165V164H151ZM6 166V165H5ZM9 166V165H8ZM35 166V172H36V176H38V178L36 179L37 183H39V180L42 182V172H40V168L37 167V164L34 165ZM75 166H78L75 164ZM83 166V167H84ZM90 166V165H89ZM100 166V165H99ZM125 166V167H126ZM129 166V165H128ZM134 166V165H133ZM256 166V165H255ZM16 167V166H15ZM54 167V166H53ZM59 167V166H58ZM62 167V166H61ZM98 167V166H97ZM138 167V168H139ZM143 167V166H141ZM147 167V166H145ZM167 167V166H166ZM248 167V168H247ZM259 167V166H258ZM2 168V167H1ZM7 169V167H4ZM10 167H8L9 169ZM13 168V167H12ZM21 168V167H19ZM127 168V167H126ZM136 170L137 167H135ZM178 168H176L178 170ZM262 168V167H261ZM14 176L13 178H17L18 177V170L16 168H14ZM64 169V168H63ZM128 169V168H127ZM131 169L133 170V167H131ZM144 169V168H143ZM174 169V168H173ZM27 171V169H25ZM66 170V169H65ZM106 170V169H105ZM135 170V169H134ZM162 170V169H161ZM246 171V179L245 182L243 180H241L239 178V173H243V171ZM77 171V172H76ZM129 171V170H128ZM142 171V168H141ZM3 172V170H2ZM13 172V171H12ZM91 172V171H90ZM142 172H145L142 171ZM157 172V171H156ZM161 172V171H160ZM174 172V171H172ZM93 173V172H92ZM95 173V172H94ZM139 173V172H138ZM11 174V173H10ZM20 174V172H19ZM176 174V173H174ZM34 175V176H35ZM92 176V175H91ZM130 177V176H129ZM128 177V178H129ZM155 177V176H154ZM157 177V176H156ZM2 178V177H1ZM22 178V177H21ZM91 178V177H90ZM168 178V177H167ZM5 179V178H4ZM11 179V178H10ZM132 179V178H131ZM134 179V178H133ZM136 179V178H135ZM170 179V178H169ZM170 179V180H171ZM254 179V180H251ZM7 180V179H6ZM12 180V179H11ZM10 180V181H11ZM62 180V179H61ZM168 180V181H170ZM15 181V180H14ZM21 182V179L19 180ZM52 181V180H51ZM56 181V180H55ZM66 181V182H67ZM130 181V180H129ZM157 181V180H156ZM252 181V183H250ZM12 182V181H11ZM16 182V181H15ZM14 182V183H15ZM18 182V181H17ZM61 182V181H60ZM128 182V181H126ZM133 182V181H132ZM140 182V181H139ZM155 182V181H154ZM5 183V181H4ZM24 183V182H23ZM22 183V184H23ZM58 182H53L52 181V186L55 188L57 186ZM68 183V182H67ZM66 183V184H67ZM147 183V182H146ZM252 184L253 186H257V188L259 187V189H257L256 191L259 192V194H257L256 196H254L253 198L255 200H252L250 198V194L248 195L247 192H250V188H252L251 186L248 187L247 184ZM7 184V183H6ZM10 184V183H9ZM18 184V183H17ZM129 184V183H128ZM158 184V183H157ZM8 185V184H7ZM51 185V184H49ZM147 185V184H145ZM52 186H49L52 187ZM138 186V185H137ZM8 187V186H7ZM16 187V186H14ZM45 187V186H44ZM72 187V186H71ZM140 187V186H139ZM2 188V187H1ZM47 188V189H49ZM63 188V187H62ZM249 188V189H248ZM46 188L43 189V193H45V196L43 197L45 199L44 201V206H46L48 199H52L51 196L52 194H50V192L48 193V190ZM72 189V190H73ZM139 189V188H138ZM254 189V188H253ZM6 190V189H5ZM8 190V189H7ZM12 190V189H11ZM10 190V191H11ZM14 190V188H13ZM57 190V189H56ZM149 190V189H148ZM157 190V189H156ZM169 190V188H168ZM1 191V189H0ZM29 191V189H28ZM54 194H57L56 191L54 189H52ZM150 191V190H149ZM254 191V190H253ZM26 192V191H25ZM32 191H30L31 194ZM59 192V191H58ZM61 192V191H60ZM72 192V191H71ZM15 193V191L13 192ZM28 193V192H27ZM26 193V194H27ZM66 193V192H65ZM64 193V194H65ZM94 193L92 197H95L96 199H92L89 198V196ZM253 193V192H252ZM251 193V194H252ZM255 193V191H254ZM9 194V193H8ZM158 194V192H157ZM172 193H170L171 195ZM19 195V194H18ZM156 195V194H155ZM28 196V195H27ZM75 196V197H74ZM154 196V194H153ZM180 196V195H179ZM248 196V198H247ZM13 197V196H12ZM16 197V195H15ZM29 197V196H28ZM33 197V196H32ZM36 197V196H35ZM34 197V198H35ZM77 198L79 197L78 200H82V202L79 205H82V203H84L85 205H82L84 208L82 213V218L85 217L86 221L90 222L88 223H81V225L84 227V230L82 231H76V227H79L80 224L76 225V220H71L72 218H70L71 215H68V209L70 208V204L72 202L71 198ZM155 197V196H154ZM165 197V196H163ZM167 197V196H166ZM19 198V197H18ZM27 198V197H26ZM42 198V199H43ZM124 198V197H123ZM14 199V198H13ZM17 199V197H16ZM15 199V201H16ZM21 199V197H20ZM122 199V198H121ZM125 199V198H124ZM160 199V198H159ZM234 199L235 201H237L239 203V208H243L245 207L246 210H243L242 214L244 215V219H240L243 220L245 222V224H241L242 225V229L237 230L236 232H233L231 229L232 226V222L233 220H231V217H229L230 212H231V205L229 204V201ZM5 200V199H4ZM10 200V199H9ZM8 200V201H9ZM3 201V200H2ZM7 201V200H6ZM75 201V200H74ZM73 201V203H74ZM77 201V199H76ZM84 201V202H83ZM123 201V200H122ZM121 201V202H122ZM251 201V202H250ZM255 201V203L253 202ZM79 202V201H78ZM125 202V200H124ZM128 202V201H127ZM144 202V201H143ZM150 202V201H149ZM232 202V201H231ZM19 203V202H18ZM76 203V202H75ZM157 203V202H156ZM77 204V203H76ZM149 204V203H148ZM22 205V204H21ZM56 205H61L57 210H55V207H57ZM72 205V204H71ZM155 205V204H154ZM164 203L163 201L161 202L160 206H163ZM183 205V206H180ZM25 206V205H24ZM152 206V205H151ZM174 206V207H173ZM248 206V207H247ZM40 207V206H39ZM45 208V207H44ZM73 208V207H72ZM124 208V207H123ZM157 208V207H156ZM167 210H166V209ZM27 208H19L18 210L21 211L20 217L22 215L23 219H25L26 217H28V211L26 210ZM77 209V208H76ZM132 209V208H131ZM144 209V208H143ZM238 209V208H236ZM239 209V211H240ZM15 210V209H14ZM40 210V209H39ZM134 210V209H133ZM152 210V209H151ZM156 210V209H155ZM254 210L258 211V213L261 216L260 219H258V222H255L253 219H251L252 221H254V223H249V220L251 218V216L254 213ZM36 211V210H35ZM38 211V210H37ZM36 211V212H37ZM72 211V210H71ZM76 211V210H75ZM82 211V210H81ZM140 211V210H139ZM15 212V211H14ZM119 212V211H118ZM132 212V211H131ZM150 212V211H149ZM156 212V211H155ZM79 213V212H78ZM235 213V212H233ZM240 213V212H239ZM238 213V214H239ZM70 214V213H69ZM158 214V213H157ZM40 215V214H39ZM138 215V214H136ZM159 215V214H158ZM241 215V214H240ZM128 216V215H127ZM135 216V215H134ZM156 214L153 212L149 214V220L150 222L155 220L156 218ZM15 217V216H14ZM36 217V216H35ZM51 217V215H50ZM76 217V216H75ZM136 217V216H135ZM148 217V216H147ZM236 217V216H235ZM253 217V216H252ZM8 218V217H7ZM79 218V217H78ZM77 218V219H78ZM129 218V217H128ZM22 219V220H23ZM75 219V218H74ZM81 219V218H80ZM119 219V217H118ZM132 219V218H131ZM130 219V220H131ZM257 219V218H256ZM84 221V220H83ZM96 221V224H99V229L97 228H89L92 225V222ZM242 221V222H243ZM82 222V221H81ZM130 222V221H129ZM156 222V220H155ZM79 223V222H78ZM143 223V222H142ZM25 224V223H24ZM124 224V223H123ZM141 224V223H140ZM146 224V223H145ZM35 225V224H34ZM122 225V224H121ZM130 225V224H129ZM249 225V228H247ZM39 226V224H38ZM81 226V227H82ZM115 226V225H114ZM165 226V225H163ZM239 226V225H238ZM144 227V226H143ZM142 227V228H143ZM80 228V227H79ZM114 228V227H113ZM160 228V227H159ZM158 228V229H159ZM235 228V227H234ZM240 228V227H239ZM238 228V229H239ZM83 229V228H81ZM146 229V227H145ZM251 229V230H250ZM99 230V231H98ZM117 230V229H116ZM129 230V229H128ZM234 230V229H233ZM109 231V229H108ZM144 231V230H142ZM159 231V230H158ZM111 233V231H110ZM39 234V233H38ZM163 234V233H161ZM20 235V237H19ZM104 235V234H103ZM106 235V234H105ZM122 235V234H121ZM113 236V235H111ZM116 236V235H115ZM126 236V235H125ZM41 238V237H40ZM109 238V237H108ZM115 238V237H114ZM12 239V238H11ZM32 239V238H31ZM36 239V238H35ZM102 239V240H101ZM120 239H122V237H120ZM10 240V239H9ZM29 240V239H28ZM101 240V241H100ZM173 240V241H174ZM5 241V240H4ZM12 241V240H11ZM34 241V240H32ZM30 242V241H29ZM121 242V241H120ZM154 242V241H153ZM166 242V241H165ZM24 243H28L27 245ZM33 243V242H32ZM116 243V242H115ZM130 243V242H129ZM145 243V242H144ZM171 243V242H170ZM3 244V243H2ZM10 244V243H9ZM8 244V246H9ZM118 244V243H117ZM126 244V243H125ZM7 245V244H6ZM115 245V244H114ZM122 245V244H121ZM173 247V246H172ZM10 248V247H9ZM3 249V248H2ZM12 249V248H11ZM126 250V248H125ZM144 250V249H143ZM173 250V249H172ZM42 251V252H41ZM139 251V250H138ZM141 251V250H140ZM14 252V251H13ZM53 252V253H52ZM146 253V251H144ZM143 252V253H144ZM159 252V251H158ZM172 252V251H171ZM165 253V252H164ZM174 251H173V255H174ZM52 254L55 255H59V259L56 258V256H53ZM114 254V253H113ZM112 254V255H113ZM148 254V253H147ZM35 255V254H34ZM37 255V253H36ZM121 255V254H120ZM141 255V254H140ZM150 255V254H149ZM163 255V254H162ZM169 255V254H168ZM171 255V254H170ZM148 256V255H147ZM182 256V255H181ZM34 257V256H33ZM160 257V256H158ZM173 257H176L175 255ZM15 258V262H13ZM123 258V257H122ZM164 258V257H162ZM182 258V257H181ZM170 259V258H169ZM168 259V260H169ZM172 259V258H171ZM24 260V259H23ZM114 260V259H113ZM130 260V259H129ZM147 260V259H146ZM156 260H157V256H156ZM120 261V259H119ZM141 261V260H140ZM158 261V260H157ZM156 261V263H157ZM174 261V260H172ZM176 261V260H175ZM179 261V260H178ZM182 262V261H181ZM155 263V262H154ZM177 263V262H175ZM174 263V264H175ZM1 264V262H0ZM110 264V263H109ZM144 264V263H143Z\"/></svg>",
  "mask_w": 264,
  "mask_h": 264
}]
</instances>
